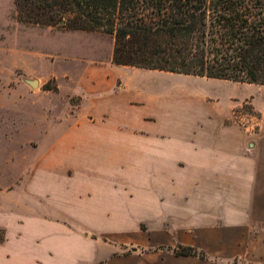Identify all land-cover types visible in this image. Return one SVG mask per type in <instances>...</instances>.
<instances>
[{
	"label": "rangeland",
	"instance_id": "1",
	"mask_svg": "<svg viewBox=\"0 0 264 264\" xmlns=\"http://www.w3.org/2000/svg\"><path fill=\"white\" fill-rule=\"evenodd\" d=\"M113 48L102 32L25 23L14 0H0V264H264V210L201 203L197 188L177 180L149 186L59 153L55 144L71 121H84L94 105L97 95L84 90L90 67L113 63ZM113 66L124 81L134 74ZM150 72L149 88L138 90L156 98L200 90L264 96L261 85ZM128 107L150 104L138 97ZM233 120L253 132L264 126L250 103ZM183 247L197 254H179Z\"/></svg>",
	"mask_w": 264,
	"mask_h": 264
},
{
	"label": "crops",
	"instance_id": "2",
	"mask_svg": "<svg viewBox=\"0 0 264 264\" xmlns=\"http://www.w3.org/2000/svg\"><path fill=\"white\" fill-rule=\"evenodd\" d=\"M113 65L112 60H98L90 67L91 80L84 90L97 96L86 119L71 121L55 144L62 156L80 164L99 163L106 172L121 169L125 178L147 179L149 186H168L177 180V187L197 188L201 203H227V209L235 211L264 210V126L253 132L233 120L244 103L264 118V96L200 90L185 97L156 98L138 90L149 88L145 74L154 70L120 65L134 72L124 81ZM184 75L221 86L261 85ZM121 91L127 99L119 100ZM77 93L81 91L73 94ZM138 97L150 107H128ZM65 136L64 146L68 152L72 148L71 153L63 149ZM179 194L180 190L175 196Z\"/></svg>",
	"mask_w": 264,
	"mask_h": 264
},
{
	"label": "trees",
	"instance_id": "3",
	"mask_svg": "<svg viewBox=\"0 0 264 264\" xmlns=\"http://www.w3.org/2000/svg\"><path fill=\"white\" fill-rule=\"evenodd\" d=\"M14 2L25 23L113 36L116 65L264 85V0Z\"/></svg>",
	"mask_w": 264,
	"mask_h": 264
},
{
	"label": "water",
	"instance_id": "4",
	"mask_svg": "<svg viewBox=\"0 0 264 264\" xmlns=\"http://www.w3.org/2000/svg\"><path fill=\"white\" fill-rule=\"evenodd\" d=\"M29 83L33 86V87H37L39 86V80L38 79H34V80H30Z\"/></svg>",
	"mask_w": 264,
	"mask_h": 264
}]
</instances>
